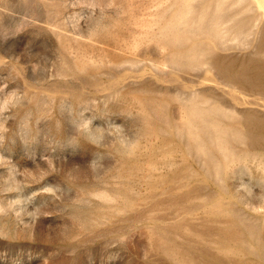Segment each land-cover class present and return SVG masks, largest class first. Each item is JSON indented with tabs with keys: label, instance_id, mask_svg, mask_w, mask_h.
Returning <instances> with one entry per match:
<instances>
[{
	"label": "rangeland",
	"instance_id": "obj_1",
	"mask_svg": "<svg viewBox=\"0 0 264 264\" xmlns=\"http://www.w3.org/2000/svg\"><path fill=\"white\" fill-rule=\"evenodd\" d=\"M0 264H264V0H0Z\"/></svg>",
	"mask_w": 264,
	"mask_h": 264
},
{
	"label": "clouds",
	"instance_id": "obj_2",
	"mask_svg": "<svg viewBox=\"0 0 264 264\" xmlns=\"http://www.w3.org/2000/svg\"><path fill=\"white\" fill-rule=\"evenodd\" d=\"M93 106L97 108V110H102L107 112V104L105 103L101 108L100 104L96 102H90ZM57 113H68L72 117V124L75 128V135L71 137L69 143L73 145H78L82 141L89 145L96 147L97 149H104V146L109 142H115L121 145L122 147H126L130 141V137L125 132L124 128L115 124H107L106 126H94L92 119H83L82 113L78 111L69 110L66 106L61 105L57 108ZM42 120H48L46 117L41 118L36 121L35 124L27 123L23 118H21L17 135L21 137V139L25 141L35 139L37 134V125ZM55 120V128L56 132L59 134L62 131V124L60 120ZM50 121V120H49ZM52 121V120H51ZM103 159V155L97 154V158L94 159L89 167L94 164H101V160Z\"/></svg>",
	"mask_w": 264,
	"mask_h": 264
}]
</instances>
